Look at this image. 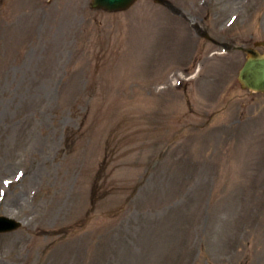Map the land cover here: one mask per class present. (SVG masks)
<instances>
[{"label": "rangeland", "instance_id": "rangeland-1", "mask_svg": "<svg viewBox=\"0 0 264 264\" xmlns=\"http://www.w3.org/2000/svg\"><path fill=\"white\" fill-rule=\"evenodd\" d=\"M0 0V264H264V0ZM235 18L232 23L230 19Z\"/></svg>", "mask_w": 264, "mask_h": 264}, {"label": "water", "instance_id": "water-1", "mask_svg": "<svg viewBox=\"0 0 264 264\" xmlns=\"http://www.w3.org/2000/svg\"><path fill=\"white\" fill-rule=\"evenodd\" d=\"M134 0H93L92 6L109 11L127 8ZM247 61L239 72V80L243 87L251 90L264 91V55L259 56L254 50L247 49ZM20 225L19 222L0 218V231L12 230Z\"/></svg>", "mask_w": 264, "mask_h": 264}]
</instances>
